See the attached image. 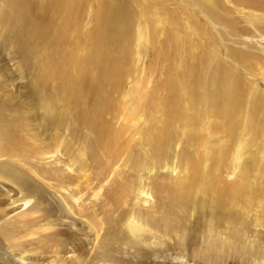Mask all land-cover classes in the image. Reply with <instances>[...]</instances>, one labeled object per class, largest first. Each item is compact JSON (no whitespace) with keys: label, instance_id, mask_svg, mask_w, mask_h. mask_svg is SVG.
<instances>
[{"label":"rangeland","instance_id":"1","mask_svg":"<svg viewBox=\"0 0 264 264\" xmlns=\"http://www.w3.org/2000/svg\"><path fill=\"white\" fill-rule=\"evenodd\" d=\"M72 2L79 20L48 36L52 48L25 35L21 54L0 24V99L25 105L28 152L11 159L22 172L15 182L0 178V228L10 240L0 235L8 258L0 263L264 264V9L231 0ZM50 15L61 29L64 15ZM98 22L112 47L95 53ZM66 64L122 70L118 84L100 88L101 114L92 112L95 97L86 112L70 111L74 98L57 92L58 78L38 89L37 68ZM214 68L242 81L232 110L212 111L194 85H208L217 107ZM119 214L123 231L137 228V248L112 243Z\"/></svg>","mask_w":264,"mask_h":264},{"label":"bare ground","instance_id":"2","mask_svg":"<svg viewBox=\"0 0 264 264\" xmlns=\"http://www.w3.org/2000/svg\"><path fill=\"white\" fill-rule=\"evenodd\" d=\"M193 1L197 2V0H193ZM209 1L210 0H201V3L205 4ZM231 1L234 3H243L246 6H252L259 9H264V0H231ZM0 3L5 8L8 9L11 8L14 10L13 15L7 13L5 9L4 11L1 10L2 12L0 14V24H2L6 29V33L4 34L5 38L7 35L10 34V32H13V35L11 36L18 44L19 51L21 54H25L24 51L26 50V48H28L24 41L25 35L26 36L31 35L33 37L35 45L47 44L46 46L48 48H52L51 44H54L55 41L50 44L46 43L48 36L52 34L54 36L57 34L64 36L65 35L64 31L69 30L67 28L70 27L71 19L75 17L76 11L78 9L77 8L78 4L76 2H72V0H0ZM102 8H106V5H104ZM51 11L57 14L58 16L64 15V18H66L65 24L61 25L62 27L61 29L55 26L56 22L55 20H53V18H51L52 16L50 15ZM107 11L109 12V17L107 18V20L109 21H106V26L109 25L111 27H114L113 25L119 22L118 15L113 9ZM112 18L113 20H110ZM74 19L78 21L79 16L76 15ZM46 20L48 21V23L45 26H41L40 24ZM103 26L104 23L102 27ZM95 28L97 33L99 34V38H97V41L101 40L100 38L103 37L102 43L97 42L99 43V45L95 46L94 49L95 53L100 51L103 52V50H109L112 47L109 46L111 40L103 36L102 30L99 29V22L97 23ZM54 29L56 30L53 31ZM113 30L116 32L114 28ZM62 40H60V44ZM79 41L81 42V40ZM56 43L59 44V40H57ZM55 48H56V44H55ZM67 65L68 64L64 65L63 68H37L44 72L38 80V83L41 82L39 83L38 89L42 83L46 84L47 80L58 78L61 80L62 83L57 92L62 94L63 93L68 94L69 97L73 96L74 98V99L71 98V100L68 98L69 100L67 101V106L69 107L70 111L73 110L75 114L86 112L87 109L90 107V106H86V104H88L86 99H89V97L90 98L95 97L96 98L95 103L92 102L94 103L92 107L94 109H92V112H94V114H101L102 108L101 107L95 108L96 106L101 105L105 102L104 99L105 97L103 98L100 95L101 92L100 88L105 87V85L109 83H113V85L118 84L120 80V76L122 74V70L119 68H115V70H113L114 75H108L104 72L103 68H97L98 66L97 67L94 66L95 68H85L79 65L78 68L70 69V68H65L67 67ZM73 71L77 73V78L75 75H73ZM92 72H94L95 74L94 76H90ZM213 73L216 77V82L214 83L212 82V83L214 86L215 96H217L219 103V104L217 103V107H215V104H212L210 103V101H207L209 95H211V93H209L208 91V87H209L208 85L207 88L204 87L203 84H201L200 79L199 80L195 79L194 85L202 87L203 91L205 92V99H206L205 101H203L204 105H208L210 109L212 108V111L214 110L217 111L219 105L222 106V108L224 107L223 108L224 110L231 109L234 106V99H235L234 96H237L238 92L241 91L240 88L237 89L235 86L236 85L238 86L239 84L240 86H242V81L238 77L232 75L229 71V68H214ZM75 81H77L76 82L77 84L74 83L75 85L74 84L72 85V83ZM86 88L88 89V91ZM193 95L195 96L196 94L193 93ZM53 96L54 95H52L51 92L49 97L46 99L51 100ZM24 108L25 105L19 103V101L18 102L14 101L12 103L10 99H0V157L4 158L0 160V178L14 182H15V178L22 175V172H21V167L19 165H15L16 161H12L13 160L12 158L16 157L17 159L20 158L26 159V155L28 154V152L25 150L26 136L24 134L26 131L25 126L27 121H25L26 118L25 115L23 114ZM221 110L219 112H221ZM53 114L54 111L52 110H49L47 112V115L51 118L52 122H54L55 120L52 116ZM28 202L29 200H26L23 203L27 204ZM176 203L184 204L183 201L179 199L177 200ZM122 218H123V214H119L115 219H113L114 225L112 226L113 227L112 234H110L112 236L110 237L112 243L120 244L121 241L122 243H125L124 241H126V244L129 247L137 248L139 246V242L136 237L134 238V235H136L135 233L138 232L137 230H135L137 228L129 224L127 226L129 233H126L119 227V222L122 220ZM6 231L7 230L0 228V235H2L1 237H3L4 242H10V240L7 238L8 236L6 234ZM46 238L50 241L55 240L54 235L53 234L51 235L50 233L49 235H46ZM0 258L4 262L8 261V258H4L3 256L1 257V255ZM24 258L18 257V260L20 261L21 264H23V262L25 261L27 262V264H42L41 262L33 263L31 262V259H24ZM62 263H63L62 260L59 259L56 260L54 264H62Z\"/></svg>","mask_w":264,"mask_h":264}]
</instances>
